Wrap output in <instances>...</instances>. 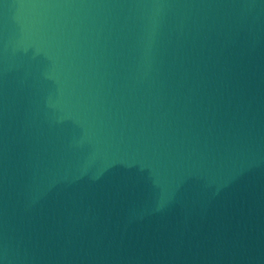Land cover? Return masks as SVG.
Returning a JSON list of instances; mask_svg holds the SVG:
<instances>
[{
	"label": "water",
	"instance_id": "obj_1",
	"mask_svg": "<svg viewBox=\"0 0 264 264\" xmlns=\"http://www.w3.org/2000/svg\"><path fill=\"white\" fill-rule=\"evenodd\" d=\"M0 264H264V0H0Z\"/></svg>",
	"mask_w": 264,
	"mask_h": 264
}]
</instances>
